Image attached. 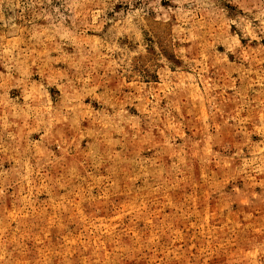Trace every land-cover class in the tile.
I'll return each mask as SVG.
<instances>
[{
	"label": "rangeland",
	"instance_id": "1",
	"mask_svg": "<svg viewBox=\"0 0 264 264\" xmlns=\"http://www.w3.org/2000/svg\"><path fill=\"white\" fill-rule=\"evenodd\" d=\"M0 264H264V0H0Z\"/></svg>",
	"mask_w": 264,
	"mask_h": 264
}]
</instances>
